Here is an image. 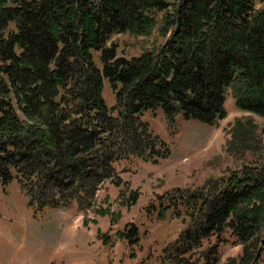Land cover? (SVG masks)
Wrapping results in <instances>:
<instances>
[{
  "label": "trees",
  "instance_id": "trees-1",
  "mask_svg": "<svg viewBox=\"0 0 264 264\" xmlns=\"http://www.w3.org/2000/svg\"><path fill=\"white\" fill-rule=\"evenodd\" d=\"M161 12L165 43L119 56L111 39L150 35ZM230 91L264 118V0H0V180L17 178L38 212L74 203L87 211L116 164L167 157L145 113L214 125ZM167 196H158L159 217L173 210L186 227L158 264H219L227 234L242 246L239 264H258L264 165ZM120 237L136 246L139 229L130 223Z\"/></svg>",
  "mask_w": 264,
  "mask_h": 264
},
{
  "label": "rangeland",
  "instance_id": "rangeland-1",
  "mask_svg": "<svg viewBox=\"0 0 264 264\" xmlns=\"http://www.w3.org/2000/svg\"><path fill=\"white\" fill-rule=\"evenodd\" d=\"M257 2L260 9L263 5ZM163 16L164 12L156 14V26L148 36H114L111 43L119 56L137 57L163 45ZM96 63L102 67L97 57ZM103 94L113 107L115 95L108 80ZM226 111V118L214 125L181 116L170 125L162 110L145 113L143 120L168 144L169 154L158 164L140 158L116 164L115 176L104 182L93 206L84 212L77 203L38 212L17 178L7 185L0 180V264H158L162 250L186 227L173 210L165 219L159 217L167 194L245 166L264 165V118L237 107L231 91ZM163 194L165 199H158ZM130 223L139 229L140 240L133 247L120 237ZM223 239L219 264H239L242 246L228 234ZM214 244L216 238L210 241ZM258 264H264V249Z\"/></svg>",
  "mask_w": 264,
  "mask_h": 264
}]
</instances>
